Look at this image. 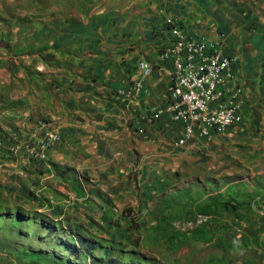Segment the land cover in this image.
I'll return each mask as SVG.
<instances>
[{"label": "rangeland", "instance_id": "rangeland-1", "mask_svg": "<svg viewBox=\"0 0 264 264\" xmlns=\"http://www.w3.org/2000/svg\"><path fill=\"white\" fill-rule=\"evenodd\" d=\"M24 1L18 0L15 6L14 19L19 23L27 15L43 20L51 0L22 5ZM60 12L66 25L63 42L70 34L92 32V25L85 28L81 19L88 18L90 25L92 13L115 25L135 19L149 30L165 24L167 17L179 19L187 29L189 23H185L193 17V35H197L195 27L204 24L203 34L224 32L225 47L231 32L239 41L264 42V0H62ZM69 23H78L79 29H70ZM20 33L15 30V38ZM63 48L69 51L70 46L66 43ZM42 50L45 47H36L33 53ZM150 73L142 72L143 90ZM234 131L243 133L238 128ZM56 133L53 136L61 142ZM218 136L209 142L196 137L199 142L174 147L167 168L143 166L139 171L134 165L124 172L117 167L112 174L106 167V175L111 174L108 185L98 190L102 197L93 195L96 190L88 179L96 178L85 168L80 173L65 169L76 179L65 191L46 185L33 189L23 179L13 186L0 182V264H78L80 259L65 233L74 229L96 242V257L112 264H264V179L247 172L248 167L256 172L264 166L263 158L257 156L264 143L260 139L255 144L253 159L244 145ZM53 145L34 147L40 151L36 159H43ZM253 160L258 165L249 163ZM15 214L19 215L16 223ZM43 221L58 225L59 231L47 233Z\"/></svg>", "mask_w": 264, "mask_h": 264}, {"label": "crops", "instance_id": "crops-1", "mask_svg": "<svg viewBox=\"0 0 264 264\" xmlns=\"http://www.w3.org/2000/svg\"><path fill=\"white\" fill-rule=\"evenodd\" d=\"M17 4L18 0H0V182L13 186L23 179L33 189L46 185L65 191L76 182L65 169L79 172L85 168L96 178L88 179L96 190L93 195L101 196L98 190L108 185L111 174L106 175L107 168L112 174L117 167L123 171L134 165L139 171L143 166L167 168L173 160L174 144L180 143L181 125L173 123L169 115L155 124L141 120L146 108H157L166 94L169 63L158 58L170 42L165 25L144 29L135 19L115 25L106 23L100 13H92L90 25L88 18H81L85 28L92 25V32L70 34L63 42L62 0L47 4L43 20L27 15L22 23L14 19ZM192 18L185 23H189L190 33ZM77 25L69 23V28L79 29ZM203 26H196L194 34L203 32ZM15 30L21 31L20 38H15ZM232 34L226 50L239 57L237 86L242 87L243 122L219 139L226 137L244 145L254 159L255 144L260 139L264 143V42L252 38L239 41ZM66 43L69 51L63 48ZM16 44L19 47L15 48ZM36 47L45 50L33 53ZM142 60L152 70L138 101L120 99L118 89L141 79L138 63ZM42 121H50L53 135L58 136V130L61 142L43 153V159H33L29 148L42 139ZM138 126L144 129V136L136 133ZM237 128L243 133L236 134ZM198 130L205 128L198 126ZM34 153L40 155V151ZM257 156L264 160V150L257 151ZM249 163L258 165L254 160ZM247 169L252 178L264 179V166L256 172L253 166Z\"/></svg>", "mask_w": 264, "mask_h": 264}, {"label": "built area", "instance_id": "built-area-1", "mask_svg": "<svg viewBox=\"0 0 264 264\" xmlns=\"http://www.w3.org/2000/svg\"><path fill=\"white\" fill-rule=\"evenodd\" d=\"M164 25L170 42L158 58L169 63L166 94L157 108H146L141 120L155 124L164 115H169L173 123H179L182 133L175 148L196 137H204L209 142L226 133L230 123L239 126L243 122L241 86H236L239 59L226 51L221 33L211 35V41H204L203 33L190 34L177 19H167ZM138 64L147 76L151 71L149 64L144 60ZM142 92L143 80L140 79L118 89L116 94L122 100L133 102L138 101ZM197 120H205V131L197 130ZM41 129L44 131L42 142L34 147L58 143L60 137L53 136L50 123L42 122ZM136 133L145 135L141 126L136 128ZM34 147H31L30 155L36 159Z\"/></svg>", "mask_w": 264, "mask_h": 264}, {"label": "trees", "instance_id": "trees-1", "mask_svg": "<svg viewBox=\"0 0 264 264\" xmlns=\"http://www.w3.org/2000/svg\"><path fill=\"white\" fill-rule=\"evenodd\" d=\"M18 218L19 215L15 214L13 217L14 223L17 222ZM43 223L47 225L43 226L47 233L59 231L58 225H52L47 221H43ZM65 233H68V238H70L71 240V247L75 249L76 254L79 257L78 259H80V262L78 264H87V262L89 264H112L110 262H106L100 257H96L94 255L95 251L98 249V245L96 244V242L92 241V239H90L89 237L81 235L77 229L70 230V232L67 231ZM45 236H47V234H45ZM103 256H106V254ZM81 261H83V263H81Z\"/></svg>", "mask_w": 264, "mask_h": 264}, {"label": "bare ground", "instance_id": "bare-ground-1", "mask_svg": "<svg viewBox=\"0 0 264 264\" xmlns=\"http://www.w3.org/2000/svg\"><path fill=\"white\" fill-rule=\"evenodd\" d=\"M204 41H210V39L209 38H207V37H205V34H204ZM236 86H237V79H236ZM241 96H242V87H241ZM236 123H230L229 124V129H230V127H232V126H234ZM198 126L200 127V128H205V120H197V130H198ZM228 129V130H229ZM199 131V130H198ZM195 140H196V138H195ZM52 144H56V143H52ZM51 144V145H52ZM51 145H49V146H51ZM45 149V148H44ZM43 150V149H42ZM35 154V153H34Z\"/></svg>", "mask_w": 264, "mask_h": 264}, {"label": "clouds", "instance_id": "clouds-1", "mask_svg": "<svg viewBox=\"0 0 264 264\" xmlns=\"http://www.w3.org/2000/svg\"><path fill=\"white\" fill-rule=\"evenodd\" d=\"M201 33H202V32H201ZM220 33H221V37H222L224 43H226V41H227V36H225L224 32H222V31H220ZM225 49H226V47H225ZM226 51H227V50H226ZM228 53H230V52H228ZM231 54H233V53H231ZM235 55H237V54H235ZM237 56H238V55H237ZM238 59H239V57H238ZM88 264H89V263H88Z\"/></svg>", "mask_w": 264, "mask_h": 264}]
</instances>
